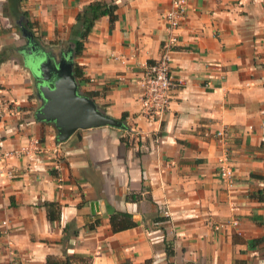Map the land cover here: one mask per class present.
Wrapping results in <instances>:
<instances>
[{
    "label": "crops",
    "instance_id": "obj_1",
    "mask_svg": "<svg viewBox=\"0 0 264 264\" xmlns=\"http://www.w3.org/2000/svg\"><path fill=\"white\" fill-rule=\"evenodd\" d=\"M89 1L20 0L36 48L67 51ZM104 1L116 18H97L72 61L78 91L125 128L58 142L33 115L30 47L0 0V92L19 106L0 118V151L42 149L0 160V264H264V0H186L169 68L177 85L154 120L137 81L160 51L169 0ZM222 157L230 183L217 174ZM44 201L58 204L54 220ZM114 212L135 225L113 232Z\"/></svg>",
    "mask_w": 264,
    "mask_h": 264
},
{
    "label": "water",
    "instance_id": "obj_2",
    "mask_svg": "<svg viewBox=\"0 0 264 264\" xmlns=\"http://www.w3.org/2000/svg\"><path fill=\"white\" fill-rule=\"evenodd\" d=\"M29 44L31 59L26 67L39 101L33 115L37 120L51 123L58 142L65 141L77 129L101 126L124 129V124L98 109L94 101L78 91L72 73L70 50L56 53L53 49L36 48L30 32L21 30Z\"/></svg>",
    "mask_w": 264,
    "mask_h": 264
},
{
    "label": "built area",
    "instance_id": "obj_3",
    "mask_svg": "<svg viewBox=\"0 0 264 264\" xmlns=\"http://www.w3.org/2000/svg\"><path fill=\"white\" fill-rule=\"evenodd\" d=\"M186 9V0H169V6L164 11L162 19L163 38L158 56L153 61L143 65L141 77L137 84L141 89L139 100L141 112L148 120L159 117L167 108L170 98V90L177 85V82L170 76V60L173 47L177 43L178 30L181 26V19ZM19 113L18 104L0 92V118L4 115ZM216 135L222 138L223 132L217 131ZM42 149L35 140H30L27 145H21L16 149L0 151V160H6L20 155H32L40 153ZM218 176L231 182L232 170L228 166L225 157L218 161ZM58 169V166H54ZM10 174V173H9ZM235 222L233 221L232 224ZM223 224L218 225L222 227Z\"/></svg>",
    "mask_w": 264,
    "mask_h": 264
},
{
    "label": "trees",
    "instance_id": "obj_4",
    "mask_svg": "<svg viewBox=\"0 0 264 264\" xmlns=\"http://www.w3.org/2000/svg\"><path fill=\"white\" fill-rule=\"evenodd\" d=\"M20 0H8L9 13L14 19V24L20 25L25 31H31V23L27 19L25 11H20ZM116 5L112 2H105L104 0H92L81 6L74 16V23L70 30V53L72 57L79 56L83 50V42L86 36L91 31L94 21L100 16H107L108 20L112 22L116 18L115 14ZM72 73L75 78L82 76L81 68L75 62H73ZM90 92V91H89ZM87 92V96L91 97V93ZM124 124V123H123ZM125 126V124H124ZM128 128V127H126ZM129 133L126 131V134ZM43 207L46 209V217L48 220H54L58 213V204L54 202H42ZM97 222L87 224L88 229H92ZM110 228L113 232L129 228L135 225V222L130 219L125 213L114 212L109 216ZM166 255L171 253L169 246L164 247ZM68 258H65L61 264H68ZM46 264H51L52 261L49 258L45 260ZM144 264H150L148 260Z\"/></svg>",
    "mask_w": 264,
    "mask_h": 264
}]
</instances>
